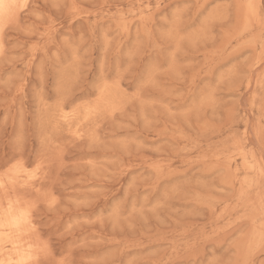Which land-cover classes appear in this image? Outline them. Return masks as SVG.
Returning a JSON list of instances; mask_svg holds the SVG:
<instances>
[{
    "label": "rangeland",
    "instance_id": "1",
    "mask_svg": "<svg viewBox=\"0 0 264 264\" xmlns=\"http://www.w3.org/2000/svg\"><path fill=\"white\" fill-rule=\"evenodd\" d=\"M15 1L0 261L264 264V0Z\"/></svg>",
    "mask_w": 264,
    "mask_h": 264
},
{
    "label": "bare ground",
    "instance_id": "2",
    "mask_svg": "<svg viewBox=\"0 0 264 264\" xmlns=\"http://www.w3.org/2000/svg\"><path fill=\"white\" fill-rule=\"evenodd\" d=\"M13 2H16V1L15 0H0V19L3 17V14L6 12L8 7H10V4H12ZM12 172L15 173L14 171ZM0 186L1 187L3 186V181L1 180V178H0ZM4 187L6 186L4 185ZM30 218H28V211L26 209L21 208L18 205L17 201L14 199L8 200L7 205L0 208V254L5 253V250H7L5 246L6 243H9L8 246H10L9 248L11 250L10 251L11 253L9 251L6 253H10L12 255L13 254L19 255L22 252H24V249L21 243L27 237V232H28L27 221ZM27 247L28 245L26 246V248ZM27 256L29 259L30 254H28ZM17 259H18V264H25L26 261L28 260L27 258H24L23 256H18ZM11 260H13L12 257H10L7 260H4L3 262L0 261V264H9ZM27 264H32V262H29Z\"/></svg>",
    "mask_w": 264,
    "mask_h": 264
}]
</instances>
